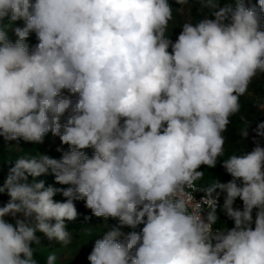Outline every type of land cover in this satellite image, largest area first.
<instances>
[{"label": "clouds", "instance_id": "9594fccd", "mask_svg": "<svg viewBox=\"0 0 264 264\" xmlns=\"http://www.w3.org/2000/svg\"><path fill=\"white\" fill-rule=\"evenodd\" d=\"M192 2L213 18L183 23L172 41L168 0H0V137L20 149V140L42 144L51 133L68 146L59 159L21 156L9 169L0 186L10 197L0 206V264H38V231L70 244L75 201L107 229L90 264H264L260 141L223 160L230 181L196 186L201 167L215 168L224 155L240 97L264 74V0ZM253 131L264 137V122ZM47 174L68 187H45L37 178ZM57 193L66 199L55 201ZM218 209L233 227L214 230ZM56 261L50 254L46 264Z\"/></svg>", "mask_w": 264, "mask_h": 264}, {"label": "rangeland", "instance_id": "374dc122", "mask_svg": "<svg viewBox=\"0 0 264 264\" xmlns=\"http://www.w3.org/2000/svg\"><path fill=\"white\" fill-rule=\"evenodd\" d=\"M169 4L173 8V19L180 25L185 22H191L194 24L193 18V6L192 1L188 4L180 6L176 2L172 0H168ZM221 6L225 2V0H220ZM246 4L249 6L257 4V0H245ZM171 22V21H170ZM14 26H23V21H17ZM9 36L14 40L15 36L12 32H9ZM28 43L31 45H35L37 43L35 34H31ZM250 84H255L258 87L264 89V74H258L253 78ZM64 95H69L66 91ZM246 97H250L251 93L247 91L244 95ZM67 113L62 117L61 122H65ZM16 142L4 141L3 137H0V160L3 159L5 161L13 158L18 159L19 157H27L39 158L40 153L47 154L52 158L59 159L62 155L61 151H57L58 148L63 150H67V145H62L59 137L53 136L49 133L42 144H34L29 142H24L23 140L19 141L20 149L15 148ZM87 154L90 156L92 154V149L85 150ZM203 169V166L200 170ZM31 177H29L30 179ZM45 182V187L52 185L53 187H68L67 185H59L55 183V178L51 174L41 175L38 177ZM55 201L63 202L66 198L63 197L60 193H57L54 198ZM76 208L78 213L80 214L77 220L68 222L66 221V227L71 234V243L68 245H61L59 242L55 240H49L43 233L36 232V236L38 237L40 244L33 245L38 252H44L49 256L50 254H55L57 256L56 264H75L81 260L87 259V256L92 251V247L96 239L100 238V235L103 231H107L105 229V221L103 218H97L92 216L91 210L85 207L83 201H75ZM85 216H90L91 219L85 221ZM17 218L23 219L22 214H17ZM109 227L118 226V220L109 218L107 221ZM254 226V225H253ZM143 225H139L135 231H140ZM124 232L133 231V229L124 227L122 229ZM47 262V259H46Z\"/></svg>", "mask_w": 264, "mask_h": 264}, {"label": "trees", "instance_id": "16d2710c", "mask_svg": "<svg viewBox=\"0 0 264 264\" xmlns=\"http://www.w3.org/2000/svg\"><path fill=\"white\" fill-rule=\"evenodd\" d=\"M172 1L175 2V0ZM192 6L194 24L200 19L204 18L205 15H209L208 18H213L211 17L210 11L208 9L200 10V5L198 2H192ZM181 31V25L178 24L176 20H171V22H169L166 35H168L172 41H175ZM248 92L251 93V96L246 97L243 95L240 97V112L237 115L231 117V123L228 126V130L223 133L225 137L224 155L219 158L220 160H218L215 168H207L206 166H203L201 171H204V177L197 181L200 187H206L210 184H213L216 180L221 183L231 180L232 177L230 174H228L222 167L223 160L228 159L231 154L240 156L251 152L255 147V143L253 142L254 138L260 141L261 147H264V137H256L255 132L253 131L256 128L258 122H264V111H261L259 107L260 105L264 104V89L258 87L255 84H250L248 87ZM247 127L249 135L245 138L241 135V129ZM16 160L17 159L13 158L7 161L3 159L0 160V186L3 185L9 169L14 166V162ZM31 179L32 178H30L29 181H31ZM37 179L42 180L39 178ZM9 199L10 197L6 193L0 194V206L7 203ZM237 200L240 203V207H237L235 204L234 207L242 210L243 202L239 198H237ZM218 215L219 221H217L215 229L226 230L227 228L234 226V222L229 220L219 209ZM253 216L255 218V210L253 212ZM9 220L10 222H13L11 218H9ZM47 257L48 256L46 253L38 252L35 248L34 259L37 260L38 264H46ZM75 264H90V262L87 259H84L76 262Z\"/></svg>", "mask_w": 264, "mask_h": 264}, {"label": "built area", "instance_id": "2783aa9c", "mask_svg": "<svg viewBox=\"0 0 264 264\" xmlns=\"http://www.w3.org/2000/svg\"><path fill=\"white\" fill-rule=\"evenodd\" d=\"M228 181H230V180H227V181H225L224 183H226V182H228ZM196 186H197V187H200L197 181H196ZM194 195L196 196L197 200H199L200 197H201L203 194H202V193H195ZM223 200H224V195L222 194L221 197H220V199H219V204H220V205L223 204ZM234 204H235L237 207H240V203L238 202L237 199H236V201L234 202ZM215 225H216V224H215ZM215 225L213 226L214 230H216V229H215Z\"/></svg>", "mask_w": 264, "mask_h": 264}]
</instances>
